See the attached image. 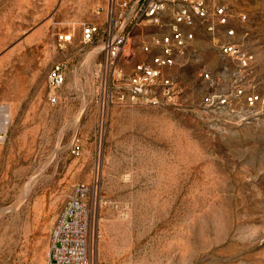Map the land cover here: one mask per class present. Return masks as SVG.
I'll return each instance as SVG.
<instances>
[{
    "label": "rangeland",
    "instance_id": "374dc122",
    "mask_svg": "<svg viewBox=\"0 0 264 264\" xmlns=\"http://www.w3.org/2000/svg\"><path fill=\"white\" fill-rule=\"evenodd\" d=\"M231 24L256 54L251 91L264 96V0H227ZM97 0H0V264L42 262L73 187H96L94 260L111 264H264V106L235 97V64L207 32L183 75L180 109L102 111L96 45L79 42ZM247 15L242 21L238 14ZM78 39L61 51L60 31ZM65 60L62 102L47 100L51 67ZM229 70L221 75L224 68ZM209 72L207 80L202 73ZM228 94L234 109L203 103ZM82 144L79 156L71 148Z\"/></svg>",
    "mask_w": 264,
    "mask_h": 264
},
{
    "label": "built area",
    "instance_id": "2783aa9c",
    "mask_svg": "<svg viewBox=\"0 0 264 264\" xmlns=\"http://www.w3.org/2000/svg\"><path fill=\"white\" fill-rule=\"evenodd\" d=\"M94 20L83 22L79 42L96 45L103 60L95 72L100 109L145 106L180 109L187 100L184 72L197 54L198 37L207 32L219 52L235 64L232 84L235 97L253 109L264 106V96L251 91L257 78L256 54L239 38L231 24L233 9L227 0H97ZM242 21L244 13L238 14ZM78 39L76 30L60 31L57 49L63 51ZM229 68L225 67L221 75ZM69 66L55 63L47 79V100L62 102ZM207 80L213 76L202 73ZM203 103L214 108L234 109L233 101L222 92L209 93ZM7 137V124L0 117V142ZM80 140L71 148L82 152ZM96 187L78 183L73 187L52 229L44 261L30 264H111L94 260L90 250L89 226L93 213L92 194Z\"/></svg>",
    "mask_w": 264,
    "mask_h": 264
},
{
    "label": "bare ground",
    "instance_id": "6f19581e",
    "mask_svg": "<svg viewBox=\"0 0 264 264\" xmlns=\"http://www.w3.org/2000/svg\"><path fill=\"white\" fill-rule=\"evenodd\" d=\"M4 109H5V111H6V114H5V119H4V123L6 124V122L9 120V115H10V109H9V107H5L4 106Z\"/></svg>",
    "mask_w": 264,
    "mask_h": 264
}]
</instances>
